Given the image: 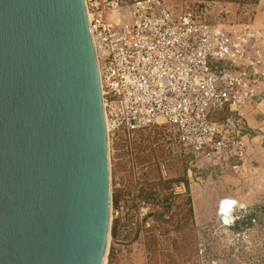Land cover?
<instances>
[{
	"label": "water",
	"instance_id": "1",
	"mask_svg": "<svg viewBox=\"0 0 264 264\" xmlns=\"http://www.w3.org/2000/svg\"><path fill=\"white\" fill-rule=\"evenodd\" d=\"M111 207L85 0H0V264H104Z\"/></svg>",
	"mask_w": 264,
	"mask_h": 264
},
{
	"label": "built area",
	"instance_id": "2",
	"mask_svg": "<svg viewBox=\"0 0 264 264\" xmlns=\"http://www.w3.org/2000/svg\"><path fill=\"white\" fill-rule=\"evenodd\" d=\"M85 2L109 143L131 147L137 132L169 126L195 166L208 158L239 168L249 135L243 111L264 101V29L169 0H134L129 11L125 0ZM220 112L227 117L214 119ZM139 203L147 213L150 203Z\"/></svg>",
	"mask_w": 264,
	"mask_h": 264
},
{
	"label": "rangeland",
	"instance_id": "3",
	"mask_svg": "<svg viewBox=\"0 0 264 264\" xmlns=\"http://www.w3.org/2000/svg\"><path fill=\"white\" fill-rule=\"evenodd\" d=\"M169 1L179 6L205 4L211 19L224 15L227 20L257 21L258 6L252 9L241 0ZM109 150L112 207L105 264H243L239 258L242 250L264 244V236L256 234L257 229L233 227L242 211L264 199L245 207L237 205L231 219L224 218L221 203L233 197L235 187L233 183L224 185L218 170L210 177L200 171L188 177L195 209L193 222L187 188L181 181L186 166H190L191 153L179 143L171 127L137 132L131 147L110 142ZM139 201L150 203L147 213Z\"/></svg>",
	"mask_w": 264,
	"mask_h": 264
},
{
	"label": "crops",
	"instance_id": "4",
	"mask_svg": "<svg viewBox=\"0 0 264 264\" xmlns=\"http://www.w3.org/2000/svg\"><path fill=\"white\" fill-rule=\"evenodd\" d=\"M256 20L255 23L264 29V0L258 5ZM243 114L246 125L253 133L245 138V158L239 168L234 169L232 164H228L224 169H220L213 166L208 158H202L196 163L197 169L206 172L209 177L213 175V171L218 170L224 185L233 183V197L227 199L235 203L234 208L237 205L245 207L264 199V101L245 109ZM188 175L192 178L194 173L190 175L188 171ZM196 218L199 219V216Z\"/></svg>",
	"mask_w": 264,
	"mask_h": 264
},
{
	"label": "trees",
	"instance_id": "5",
	"mask_svg": "<svg viewBox=\"0 0 264 264\" xmlns=\"http://www.w3.org/2000/svg\"><path fill=\"white\" fill-rule=\"evenodd\" d=\"M245 6L251 7L252 9L256 8L261 0H241ZM186 5L192 7L199 15L205 16L209 19H211L208 16V13L205 11L206 6L205 4H192V3H186ZM211 20H227L225 19V16L223 15L221 19H211ZM233 21V20H231ZM227 112H220L213 116L214 119L217 120H223L227 117ZM162 127V126H160ZM172 131L177 137V140L180 142L179 134L178 132L172 127ZM248 134L251 135L253 132L248 128ZM190 159V166L187 168L186 166V172L184 178L181 179L182 182H184L186 188H187V206H188V212L190 218L194 222V205L190 194V183L188 180L189 175L187 176V172L189 169H191L196 175L198 173L197 167L194 165V157L192 154L189 155ZM142 195V194H140ZM143 197V195H142ZM145 197V196H144ZM234 228L237 230H245L247 228H255L257 229L256 234H263L264 236V202L255 204L251 207H248L246 210L242 211L241 214L238 215L237 219L234 222L233 225ZM239 258L241 259V262L243 264H264V244L259 245L255 244L254 247H252L250 250L245 251L242 250L239 254Z\"/></svg>",
	"mask_w": 264,
	"mask_h": 264
},
{
	"label": "bare ground",
	"instance_id": "6",
	"mask_svg": "<svg viewBox=\"0 0 264 264\" xmlns=\"http://www.w3.org/2000/svg\"><path fill=\"white\" fill-rule=\"evenodd\" d=\"M235 206V203L232 202L231 200L225 199L222 201L221 203V211H222V215L224 216V218L230 220L231 219V213L233 210V207ZM106 262V258L104 261V264Z\"/></svg>",
	"mask_w": 264,
	"mask_h": 264
}]
</instances>
